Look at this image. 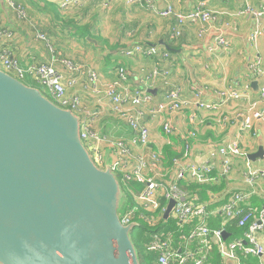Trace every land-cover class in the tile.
Returning a JSON list of instances; mask_svg holds the SVG:
<instances>
[{
	"label": "crops",
	"instance_id": "0c3cea01",
	"mask_svg": "<svg viewBox=\"0 0 264 264\" xmlns=\"http://www.w3.org/2000/svg\"><path fill=\"white\" fill-rule=\"evenodd\" d=\"M64 1L12 0L15 5L12 8L3 0L0 28L13 33L9 50L21 68L53 63L62 74L67 97L80 99L82 110L78 117L88 122L90 130L103 139L99 146L106 163L111 164L116 158L119 150L116 144L120 143L128 150V156L123 158L126 170L123 172L134 171L140 160L148 161L149 154L156 153L169 176L173 160L201 163L217 148L237 141L240 154L230 157L231 169L227 175H220L221 158L216 155L212 180L203 185L187 184L186 188L192 202L210 212H215L229 196L239 192L250 194L245 206L259 210L264 203V177L249 184L246 175L264 171V99L259 97L264 78H255L252 74L256 70L264 73V18L255 22L240 15L239 10L245 5L257 8L264 0H149L151 7L127 4L124 0H111L107 5L101 0H75L76 4L70 6H63ZM200 3L213 12L214 18L207 24L184 25L178 38L172 36L175 20L155 14L166 6L177 12H192ZM17 8L24 11V18H19ZM255 29L262 33L251 42ZM218 36L225 38L226 47H215ZM135 46L153 48L157 55L152 58L141 54L123 55ZM165 53L167 58L162 56ZM63 62L71 63L77 70H69ZM118 67L125 69V85L131 90L140 89L142 80L157 71L150 90L153 91L151 102L136 108L143 112L141 122L149 130L146 148L133 143L135 133L124 119L111 111L104 96L105 86L118 79ZM89 71L98 74L96 90L88 82ZM69 81L73 82L72 87L67 85ZM22 82L48 95L33 78L27 77ZM172 90H179L186 107L179 112L153 114L164 95ZM230 91L240 95V99L219 97L220 93ZM197 94L198 102L215 109L199 108ZM254 113L260 117L252 118L251 129L243 130L244 119ZM167 121L175 127L174 135L168 137L162 131V124ZM192 132L196 134L195 141L188 138ZM185 143L191 146L188 161L183 157ZM260 150L262 156L254 157ZM144 174L150 178L156 172ZM126 185L133 186V182ZM138 185L143 188L142 184ZM135 193L128 188L132 204L127 206L125 196L123 212L133 205ZM221 221V217L207 219L211 229H217ZM227 226L232 227V233L227 232ZM226 227L225 242L242 239V229L233 223ZM257 236L264 248V230ZM237 263L264 264V256H239L238 262H225L216 249L208 256V264Z\"/></svg>",
	"mask_w": 264,
	"mask_h": 264
},
{
	"label": "water",
	"instance_id": "95a60500",
	"mask_svg": "<svg viewBox=\"0 0 264 264\" xmlns=\"http://www.w3.org/2000/svg\"><path fill=\"white\" fill-rule=\"evenodd\" d=\"M125 204L116 174L85 148L80 118L0 69V264H141Z\"/></svg>",
	"mask_w": 264,
	"mask_h": 264
},
{
	"label": "built area",
	"instance_id": "2783aa9c",
	"mask_svg": "<svg viewBox=\"0 0 264 264\" xmlns=\"http://www.w3.org/2000/svg\"><path fill=\"white\" fill-rule=\"evenodd\" d=\"M92 1V0H87ZM107 5L111 0H101ZM127 4H138L151 7L149 0H124ZM8 6L15 8L12 0H6ZM75 0H65L63 6L75 5ZM19 18H24L25 13L21 8H17ZM162 18H173L175 26L172 29V36L178 38L181 28L186 24H207L214 18L213 12L204 8V3L192 12L182 13L175 11L171 6L155 12ZM239 14L253 19L255 22L264 18V3L255 8L245 5L239 10ZM262 30L255 29L250 36V41L255 42L260 37ZM202 32L199 33L201 36ZM44 40L43 36H39ZM13 33L7 29L0 28V68L5 73L13 76L17 80L23 81L25 78H33L40 84L51 100L60 108L66 109L75 115L81 114V102L78 97L69 98L66 95V85L63 83V76L57 71L53 63L32 65L23 69L19 66L17 60L12 57L9 50V44L12 42ZM215 47L224 48L227 41L223 36H218L214 40ZM135 54L152 58L157 55V51L153 48H142V46L132 47L130 50L123 52L125 57H132ZM163 58H167L168 54H162ZM69 70L77 69L69 62H63ZM118 79L108 83L104 88V96L111 106V111L124 119L135 133L134 144L140 147H147L149 143V130L141 122L143 112L136 109L142 104L151 102L152 97L150 90L152 80L156 77L157 71H154L149 77L142 80L140 89L131 90L125 85L126 71L122 67L117 68ZM255 78H264V73L260 70L252 73ZM87 79L92 90L97 89L98 74L94 71L87 73ZM69 87L74 84L72 81L67 83ZM248 89V87H246ZM199 95H196L198 102ZM219 97L224 99H240L234 91L220 93ZM259 97L264 99V83L259 90ZM186 103L182 102L179 90L169 91L164 95V100L153 114L167 111L179 112L186 107ZM201 109L214 110L215 107L198 102L197 105ZM260 115L254 113L251 117L244 119L241 128L243 130L251 129L252 118H259ZM89 123L80 120V138L85 148L89 152L91 159L97 168L103 169L108 165L121 183L126 185L133 182L142 184L143 188L139 193H135L133 205L122 212L120 221L124 226L136 223L140 228V221L146 223L149 227H154L155 231L149 234L150 242L145 247L146 254L155 256L153 264H208V256L215 249L223 261H239V256L244 258L254 257L262 258L264 256V248L259 242L257 234L264 230V203L259 210L245 206L250 194L234 193L215 212L208 211L204 206L195 205L186 188L187 184H207L212 180V172L214 170L213 160L215 156H220V175H227L231 169L230 157L240 154L239 144L232 141L228 144L214 150L209 155V159L201 163L186 162L183 163L178 159L173 160L172 176H168L163 170L162 159L156 153H150L148 161L140 160L137 167L132 172L126 171L123 165V158L127 157L128 150L120 143L116 144L117 156L111 164H107L103 151L99 144L103 139L98 138L88 127ZM163 134L168 137L175 133V127L170 122L162 124ZM188 138L192 141L196 140L194 132L188 134ZM190 144L185 143L183 155L184 160L188 161ZM145 171L156 172L150 178L144 174ZM123 172V175H122ZM120 175V177H119ZM168 177V179H166ZM264 177V171L248 172L246 179L249 184L257 178ZM165 202V203H164ZM173 202L170 214L164 219L167 209V203ZM164 203V204H163ZM221 217L222 221L217 229H210L207 223L208 218ZM167 220H173L175 230H166ZM233 223L235 226L243 230L242 239L232 242H225L223 234L227 224ZM163 227L158 228V226ZM137 232V231H136ZM240 264V263H237Z\"/></svg>",
	"mask_w": 264,
	"mask_h": 264
},
{
	"label": "trees",
	"instance_id": "16d2710c",
	"mask_svg": "<svg viewBox=\"0 0 264 264\" xmlns=\"http://www.w3.org/2000/svg\"><path fill=\"white\" fill-rule=\"evenodd\" d=\"M121 187H122V190L125 193V196L127 198V206L132 204L131 197L128 194V188L130 191H135L136 193H139L142 190V188L140 189V186L138 184H135V183H133V186H130V187H127V186H124L123 184H121ZM167 222L168 223L165 225L166 230L174 231L175 230L174 224L169 223L170 220H167ZM161 227H163L162 224L160 226H158V228H161ZM227 227H226L227 232L230 231L232 233L233 232L232 227L231 226L228 228ZM136 231H137L136 232L137 243H135L134 245H135L137 252L139 254L140 261L143 260L144 263L147 261L146 264H153L155 256L152 254H146L145 253V247L150 242L149 234L153 233L155 231V228L154 227L151 228V227L147 226L145 222L140 221V228H138ZM132 239H133V236H132ZM141 264H142V261H141Z\"/></svg>",
	"mask_w": 264,
	"mask_h": 264
},
{
	"label": "rangeland",
	"instance_id": "374dc122",
	"mask_svg": "<svg viewBox=\"0 0 264 264\" xmlns=\"http://www.w3.org/2000/svg\"><path fill=\"white\" fill-rule=\"evenodd\" d=\"M44 93V92H43ZM44 95L48 98V95H46L45 93H44ZM50 98V97H49ZM50 100V99H49ZM122 184V183H121ZM124 185V184H123ZM124 186H127V185H124ZM133 242H134V244L135 243H137V236H136V232H134L133 233ZM142 256V255H141ZM142 261V264H146L147 263V261L144 263L143 262V260H141Z\"/></svg>",
	"mask_w": 264,
	"mask_h": 264
}]
</instances>
